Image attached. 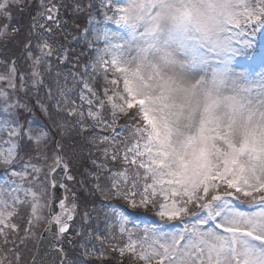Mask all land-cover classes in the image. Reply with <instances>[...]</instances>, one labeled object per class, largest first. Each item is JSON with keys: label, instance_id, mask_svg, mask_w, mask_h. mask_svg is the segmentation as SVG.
<instances>
[{"label": "snow or ice", "instance_id": "6c2138e0", "mask_svg": "<svg viewBox=\"0 0 264 264\" xmlns=\"http://www.w3.org/2000/svg\"><path fill=\"white\" fill-rule=\"evenodd\" d=\"M101 3L0 0V20L29 13L40 37L36 54L24 45L19 86L15 60L0 75V264H24L41 247L30 264L111 259L93 240L118 264H264V106L245 103L264 105V68L253 76L236 64L264 30V0ZM61 8L73 23L101 14L119 29H86L90 65L77 57L66 72L53 59L65 64L67 49L49 39L70 22ZM9 28L0 40L19 32ZM18 92L35 95L51 128L24 126L21 112L33 109ZM77 185L101 201L82 220L102 215L107 236L74 223Z\"/></svg>", "mask_w": 264, "mask_h": 264}, {"label": "rangeland", "instance_id": "374dc122", "mask_svg": "<svg viewBox=\"0 0 264 264\" xmlns=\"http://www.w3.org/2000/svg\"><path fill=\"white\" fill-rule=\"evenodd\" d=\"M54 3L59 4L60 0H53ZM82 2L87 3L88 0H82ZM98 8L104 7L101 3V0H94ZM120 0H117L119 3ZM31 3L36 4L37 0H31ZM33 10V14H34ZM83 19L76 20L73 23V16L70 10L61 8L60 9V16L63 19H68L70 22L69 24H62L61 27L64 31H56L55 35L49 36L50 41L55 44L57 47L63 45L64 49H67L68 61L65 64H58L55 59H53V65L58 66L63 71H68L72 67V63L76 62V58L79 57L81 64L90 65L91 53L88 50V45L84 41L83 36L86 34V29H91L93 24H99L100 27L111 30V31H118L119 29L112 24H104L102 23L103 17L101 14H95L96 18L92 22L89 23V19L87 14H82ZM4 24H9L11 28H18L19 32L11 36L7 40H0V75H8L10 72V67L12 61L15 60L16 62V83L19 86L20 83V74L25 73L27 74L29 69V64L31 63L28 60L24 45L31 42V50L34 54H36V43L39 40L38 34H31V24L32 19L29 13H14L12 19L10 21L7 20H0V27ZM68 28V30H66ZM47 35V34H46ZM254 47L249 51L247 57H239L237 58L236 64L238 67L247 68L253 76L260 72L262 68H264V30L260 31L254 38H253ZM90 70V67H89ZM99 88V83L95 85ZM29 87V92L31 93V87ZM0 88H7V81L0 82ZM11 91V90H9ZM17 95L22 101H26L29 106L33 109L31 112H21L20 120L24 124L25 127L29 126V121L31 122L32 127H40L44 126L46 128H51L52 124L49 120L48 116L40 111L39 107L36 106L35 95H25L22 92H18ZM41 99L44 98V90L41 89L40 91ZM245 103L249 104L250 107H261L264 106L261 104V98L253 97L251 99H247ZM3 114L0 113V116ZM54 118V117H53ZM119 123H125L124 120H121ZM96 155H99L96 153ZM2 169H0V173H2ZM78 178H79V174ZM4 179L3 175L0 174V181ZM75 194L77 196V202L79 204L78 213L74 220V223L77 226L84 227L87 231L91 232L94 236L101 235L107 236L108 232L105 230V221L103 216H97L96 213H93L92 218L85 224L82 220L83 212L87 208L91 211V207L93 204H99L101 201L97 197H93L90 192L85 189L81 188L78 185L75 186ZM120 203V202H115ZM122 208H126L127 206L120 203ZM27 215L26 210H22ZM130 213H132L133 217L139 216H150L153 219H157L152 213H146L142 209H128ZM139 223V221H136ZM23 223V222H21ZM38 232H42V229H39ZM71 232V229H70ZM114 243L116 241H113ZM93 243L96 245L97 251L103 248V250L112 257L111 259H104V260H97V259H85L82 255H80L81 250L77 249L75 253L70 252L69 255H80V258L84 260V264H118V261L121 259L117 252L111 251L106 245L101 244L97 240H93ZM119 243L123 244L124 240H119ZM36 248H32L31 252H25L24 257V264H28L32 255H34ZM123 264H137V262L132 261L130 256H125L123 258Z\"/></svg>", "mask_w": 264, "mask_h": 264}, {"label": "water", "instance_id": "95a60500", "mask_svg": "<svg viewBox=\"0 0 264 264\" xmlns=\"http://www.w3.org/2000/svg\"><path fill=\"white\" fill-rule=\"evenodd\" d=\"M55 195H56V202L58 203L59 199H61L63 197L64 192L61 189H57ZM56 211L57 212L59 211L58 207L56 208ZM43 235H44V241H41V245H43L44 243H46L48 240L51 239L49 234L44 233ZM44 250L45 249L43 247H41L40 249L36 248L34 254L35 255H42ZM29 264H30V262H29Z\"/></svg>", "mask_w": 264, "mask_h": 264}, {"label": "trees", "instance_id": "16d2710c", "mask_svg": "<svg viewBox=\"0 0 264 264\" xmlns=\"http://www.w3.org/2000/svg\"><path fill=\"white\" fill-rule=\"evenodd\" d=\"M66 30H68V28ZM108 264H111V263H108Z\"/></svg>", "mask_w": 264, "mask_h": 264}]
</instances>
